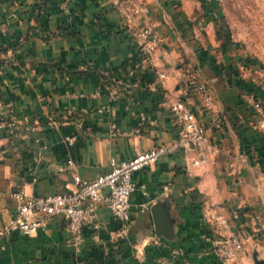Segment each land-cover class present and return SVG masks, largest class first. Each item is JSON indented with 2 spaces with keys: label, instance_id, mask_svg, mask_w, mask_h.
Here are the masks:
<instances>
[{
  "label": "crops",
  "instance_id": "1",
  "mask_svg": "<svg viewBox=\"0 0 264 264\" xmlns=\"http://www.w3.org/2000/svg\"><path fill=\"white\" fill-rule=\"evenodd\" d=\"M144 2L160 40L149 63L113 0H0V264H223L215 214L245 228L264 259V126L241 99H264V0L252 56L221 0ZM185 66L214 99L212 114L200 116L213 148L205 164L176 151L136 171L131 221L115 222L100 205L98 237L84 229L79 253L62 217L33 236L1 233L18 208L12 193L67 192L75 174L94 179L111 159L170 143L169 104ZM68 134L77 136L70 149ZM154 205L166 235L155 233ZM240 264H251L249 256Z\"/></svg>",
  "mask_w": 264,
  "mask_h": 264
},
{
  "label": "built area",
  "instance_id": "2",
  "mask_svg": "<svg viewBox=\"0 0 264 264\" xmlns=\"http://www.w3.org/2000/svg\"><path fill=\"white\" fill-rule=\"evenodd\" d=\"M113 5L121 16L124 28L138 48L141 60L152 62L159 44V36L150 19L149 8L144 0H113ZM247 67V64L242 68ZM163 79L165 75L159 73ZM180 96L169 104V111L175 127V135L170 143L158 144L129 160L111 159L109 169L94 179H84L75 174L73 188L67 192L47 195H30L24 191L12 193L18 201V208L1 233L17 230L24 235L33 236L55 217H62L70 233L69 242L76 253L82 247V233L89 229L98 237L101 225L98 220L100 205L110 212L111 219L124 225L131 221L130 196L136 186L133 176L143 167L156 163L162 156L176 151H192L195 154L193 165L207 162L213 151L207 136V129L200 116L212 114L214 99L208 83L193 66L183 67L179 75ZM242 102L250 113L259 118L264 126V103L254 93H242ZM53 122V121H52ZM219 127V119H215ZM77 136L63 137L65 146H74ZM72 164V159H68ZM217 238L214 249L223 264H240L244 253V243L232 226L233 222L222 215L215 214ZM238 215H233L236 221ZM178 255V251H173Z\"/></svg>",
  "mask_w": 264,
  "mask_h": 264
},
{
  "label": "rangeland",
  "instance_id": "3",
  "mask_svg": "<svg viewBox=\"0 0 264 264\" xmlns=\"http://www.w3.org/2000/svg\"><path fill=\"white\" fill-rule=\"evenodd\" d=\"M221 5L226 18L229 21H235L241 26V28H243L244 34L246 33V39L243 41L249 49L247 52L248 55L252 56L253 53L256 54L254 51L258 49L257 43L258 40H260V0H221ZM230 35L232 38V30H230ZM247 65L250 66V64ZM262 70V76L264 77V68ZM232 228L237 232L244 243L243 256L248 255L251 264H254V254H256L258 259H262L254 247L255 243L248 240L249 235H247V230L243 227H235V224ZM260 229H262V227H258L257 230L253 231V234L260 235Z\"/></svg>",
  "mask_w": 264,
  "mask_h": 264
},
{
  "label": "water",
  "instance_id": "4",
  "mask_svg": "<svg viewBox=\"0 0 264 264\" xmlns=\"http://www.w3.org/2000/svg\"><path fill=\"white\" fill-rule=\"evenodd\" d=\"M153 221H154V228L155 233L157 236L159 235H166L167 229H166V222L165 219L161 213V210L158 205H154L151 209ZM254 257V264H264V259H258L256 254L253 255Z\"/></svg>",
  "mask_w": 264,
  "mask_h": 264
},
{
  "label": "trees",
  "instance_id": "5",
  "mask_svg": "<svg viewBox=\"0 0 264 264\" xmlns=\"http://www.w3.org/2000/svg\"><path fill=\"white\" fill-rule=\"evenodd\" d=\"M260 99L261 100H264L263 97L262 98L260 97ZM260 157H264V153L263 154H260Z\"/></svg>",
  "mask_w": 264,
  "mask_h": 264
}]
</instances>
